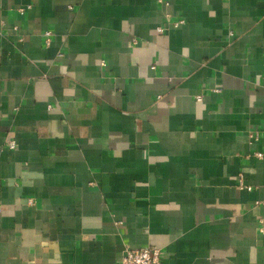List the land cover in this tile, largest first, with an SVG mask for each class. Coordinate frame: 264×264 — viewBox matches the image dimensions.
Returning a JSON list of instances; mask_svg holds the SVG:
<instances>
[{
  "label": "crops",
  "instance_id": "crops-1",
  "mask_svg": "<svg viewBox=\"0 0 264 264\" xmlns=\"http://www.w3.org/2000/svg\"><path fill=\"white\" fill-rule=\"evenodd\" d=\"M262 127L264 0H0V264H264Z\"/></svg>",
  "mask_w": 264,
  "mask_h": 264
},
{
  "label": "built area",
  "instance_id": "built-area-1",
  "mask_svg": "<svg viewBox=\"0 0 264 264\" xmlns=\"http://www.w3.org/2000/svg\"><path fill=\"white\" fill-rule=\"evenodd\" d=\"M159 2H161V0H159ZM21 11L23 10L21 9ZM182 22H183L182 20L175 21L172 23V26L176 27ZM50 34L51 33L49 31L44 33L46 43H48L50 40ZM263 132H264V127H262V129L253 131V133H250V136L257 138L259 134ZM6 147L11 150L14 149L15 148L14 140L6 141ZM255 156L261 158L262 153L256 152ZM237 185L240 189L251 190L252 188L251 186L245 184L242 173H239L237 176ZM261 229L262 228H260V230ZM160 263H161L160 248L148 245L138 248H130V247L125 248L121 255V258L117 261L116 264H160Z\"/></svg>",
  "mask_w": 264,
  "mask_h": 264
}]
</instances>
